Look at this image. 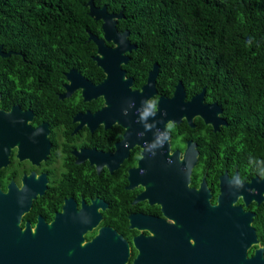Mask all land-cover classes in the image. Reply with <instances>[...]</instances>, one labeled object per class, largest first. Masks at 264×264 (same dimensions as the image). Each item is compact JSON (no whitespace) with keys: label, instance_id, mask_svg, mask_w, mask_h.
<instances>
[{"label":"flooded vegetation","instance_id":"obj_1","mask_svg":"<svg viewBox=\"0 0 264 264\" xmlns=\"http://www.w3.org/2000/svg\"><path fill=\"white\" fill-rule=\"evenodd\" d=\"M0 47L3 52H11L0 58L13 54L16 59L0 61V199L22 205L18 227L27 226L31 231L42 223L49 233L71 228L73 234L80 235V240L75 241L78 246L106 228L112 241L119 236L126 246L123 264H133L141 254L139 247L150 245V237H158L159 249L165 234L174 235L171 230L182 227V216L159 188L158 202H149L147 196L139 197L149 184L136 180L130 185L129 181V170L138 168L143 152L152 157L156 149L148 152L153 147L146 148L145 141L122 142L126 126L116 120L106 123L98 113L105 105L102 95L88 91L84 99L82 92L87 83L81 79L72 83L65 76L73 68L93 88L105 77L102 69L94 62L101 75L92 80L81 70L68 67L50 93L47 68L41 69L19 50H4L2 44ZM139 49L134 45L125 51L127 60L119 67L123 77L130 79L129 88L140 90L156 64L154 93L147 98L154 111L158 98L172 97L175 85L181 81L172 84L170 93H160L158 62L152 61L148 68L133 62L134 51ZM139 80L142 81L134 86ZM181 85L184 102L201 91L202 95L192 106L195 111L189 122L184 115L177 123L165 122V147L158 129V167L187 171L185 186L195 193L202 183L208 211L220 202L225 207L229 205L239 218L240 236L244 223L249 227L244 248L238 247L243 253L237 264H264V158L255 155V145L251 150L242 149L244 136L237 141L227 140L228 122L223 107L210 99L204 86L187 93ZM211 103L219 108L213 112L215 117L225 122L217 124L216 130L198 112L201 106L209 107ZM143 170L140 168L138 173ZM164 204L171 211L164 209ZM156 225L158 234L154 231ZM181 236L194 246L186 230Z\"/></svg>","mask_w":264,"mask_h":264},{"label":"trees","instance_id":"obj_2","mask_svg":"<svg viewBox=\"0 0 264 264\" xmlns=\"http://www.w3.org/2000/svg\"><path fill=\"white\" fill-rule=\"evenodd\" d=\"M86 1L0 0L2 48L47 68L50 93L68 67L92 80L101 75L87 39L88 31L101 34L100 20L88 15ZM92 1L121 12L116 28L140 48L133 62L144 68L158 62L160 93H170L177 80L187 93L204 86L223 107L227 140L244 136L242 149L255 145V155L264 158V0ZM14 60L13 54L0 58Z\"/></svg>","mask_w":264,"mask_h":264},{"label":"water","instance_id":"obj_3","mask_svg":"<svg viewBox=\"0 0 264 264\" xmlns=\"http://www.w3.org/2000/svg\"><path fill=\"white\" fill-rule=\"evenodd\" d=\"M86 6L88 15L94 20H100L101 35L88 31L87 39L95 46L92 60L102 69L105 77L92 88V84L73 68L65 76L72 83L80 79L87 83V88L82 92L84 99L87 98L88 91L102 95L105 105L98 113L106 123L116 120L126 126L122 142L127 141L130 144L145 141L146 148L153 147L148 152L153 153L155 149L158 150L156 136L159 129L165 147V122L177 123L182 115L189 122L191 112L195 111L192 106L196 98L201 97L202 91L184 102V91L178 81L172 97L160 96L156 110L152 111L147 98L154 93L156 64H153L140 90L130 89V79L123 77L119 64L127 60L124 52L135 44L127 39V30L118 31L116 28L117 19L122 17L121 12H108L105 5L95 6L92 0H87ZM9 53L11 52H3L0 47L1 56ZM215 110L219 111V108L211 103L209 107L201 106L198 111L214 130L217 129V124L225 123L215 117ZM156 151L152 157L143 152L138 168L129 170L130 185L136 180L149 184L139 196H147L149 202H158L159 188L163 197L169 199L174 208H178L183 223L181 222L180 229L171 230L174 235L167 233L160 239L159 249L158 237L148 238L150 245L139 247L141 254L134 258L133 264H237L238 257L243 253L238 247L244 248L247 242L246 230L249 227L244 223L240 236L239 218L229 205L225 207L222 202L212 211H208L205 207L203 184H200L198 193L188 190L185 186L187 171L180 172L174 167L173 171L158 167ZM140 168L144 170L138 173ZM163 207L167 210L170 208L169 205L165 207V204ZM21 209L22 205L15 202L12 204L10 199H0V264H123L126 246L119 236L112 241L107 234L108 229L101 228L90 242L78 246L75 241L80 240V235L73 234L71 228L55 229L49 233L44 224L37 223L33 233L27 226L20 229L17 218ZM183 230L193 237L194 246L188 245L181 236ZM154 231L158 234V225L154 227Z\"/></svg>","mask_w":264,"mask_h":264},{"label":"bare ground","instance_id":"obj_4","mask_svg":"<svg viewBox=\"0 0 264 264\" xmlns=\"http://www.w3.org/2000/svg\"><path fill=\"white\" fill-rule=\"evenodd\" d=\"M32 231V233H33V230H31Z\"/></svg>","mask_w":264,"mask_h":264}]
</instances>
